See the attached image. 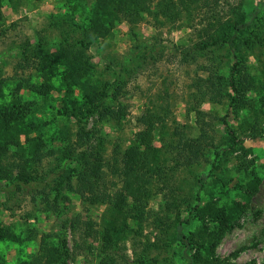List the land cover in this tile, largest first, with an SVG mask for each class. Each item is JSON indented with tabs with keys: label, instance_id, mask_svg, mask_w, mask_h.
<instances>
[{
	"label": "rangeland",
	"instance_id": "obj_1",
	"mask_svg": "<svg viewBox=\"0 0 264 264\" xmlns=\"http://www.w3.org/2000/svg\"><path fill=\"white\" fill-rule=\"evenodd\" d=\"M218 3L215 11L205 6L195 9L189 16L184 13L175 24L154 23L148 15L136 24L123 20L116 23L110 35L94 42L87 50L93 66V80H99L101 85L112 83L106 91L105 103L113 113H95L87 120L85 128L94 131L89 149L101 160L97 187L114 194L122 184L121 171L128 169L121 155L141 128L137 118L146 104L164 103L170 110L167 122L157 125L151 138L166 168L173 165L172 158L178 154L179 137L199 134L189 100L192 79L220 75L222 92H231L227 84L234 60L230 46L228 43L212 45L210 39L219 35L221 29L228 28L229 23L240 24L235 12L255 13L245 33L251 43L240 47L241 63L252 77L253 85L246 90L237 107L229 103L226 95L221 100L205 99L200 104L205 129L213 136V142L220 148L225 146L227 131L221 121L223 117L238 140L237 150L221 156L219 166L210 172L213 148L208 147L205 157L193 165L170 172L167 185H157L154 181L153 195L141 223L129 218L128 228L116 244H110L104 240V228L113 217L110 203L90 204L77 193L62 188L61 193L66 198L59 199L58 206L50 208L42 192L52 197L54 180L49 178L47 184L43 180L37 186V182L42 177L47 179L56 166L74 165V162L60 160L58 147L63 143L57 139L64 128L74 132L76 126L73 117L60 111L64 90L57 88L58 77L52 76V88L41 93V79L35 68L38 58L32 62L33 54L53 56L57 51L58 56L62 55L58 43L68 35L65 32L71 30L74 35L78 34L76 25L85 2H78L76 9L70 0L3 1L0 78L9 79V83L13 79L20 81L14 98L27 108V118L38 127L27 136L21 135L16 145L0 153V229L13 232V237L0 238V264H36L34 256L45 235L48 242L58 248L59 237L62 235L66 239L67 264H187L173 238L172 218L178 213L186 215L187 201L193 203L197 191L202 201L209 198L210 193H218L212 182L214 176L224 178L229 194L219 203L239 199L240 192L233 185L249 180L252 172L261 179L257 191L246 204L245 211L219 240L214 255L222 264H264V108L261 105L264 97V0H218ZM89 4L88 0L84 8ZM64 18H67L66 23ZM204 43L208 44L203 48ZM26 47H30V55L25 54ZM4 91L0 107L8 106L12 98L9 88ZM81 95L77 89L74 96L79 99ZM37 140L44 144L43 150H55L33 162ZM200 174L206 175L201 188L196 182ZM13 178L20 180L18 187L4 189ZM205 223L207 227L212 226L208 219ZM200 228L201 222L192 221L184 230L197 232Z\"/></svg>",
	"mask_w": 264,
	"mask_h": 264
},
{
	"label": "trees",
	"instance_id": "obj_2",
	"mask_svg": "<svg viewBox=\"0 0 264 264\" xmlns=\"http://www.w3.org/2000/svg\"><path fill=\"white\" fill-rule=\"evenodd\" d=\"M3 1L12 2L13 0H0V21ZM70 1H72L73 8L76 9L79 8L78 2H85V4L88 2V0ZM89 2L91 4L86 5V9L84 8L85 4L81 8L80 22L76 25L79 30L78 34L74 35L70 30L69 33L65 32L68 35L59 41L57 48L62 49V55L58 56L57 51L53 52V56L33 54L32 62L38 58L35 61V68L38 78L41 79H39L41 93L45 94L52 88V76L58 77L57 88L64 90L60 111L69 118L73 117L76 126L74 132L64 128L57 139L60 144L63 143L58 147V152L61 154L60 160L74 162V165L72 167L56 166L51 170L47 179L42 177V180L37 182V186L43 180L46 184L49 182V178L54 180L53 196L49 197L47 193L42 192L44 196L42 198L50 208L57 207L59 199L66 198L61 193L62 188L77 193L82 200L90 204L110 203L113 207V217L109 225L104 228V233H106L104 240L107 243L116 244L121 233L128 228L127 220L129 218L140 224L145 217L148 200L153 195L152 183L154 181L157 185H167L171 179L170 172L173 173L180 167L186 168L193 165L201 157H205L208 147L213 148V158L209 161L210 172L219 166L221 156H226L227 152L237 150L238 140L223 117L221 121L227 131V137L224 140L225 146L220 148L213 142V136L205 129L204 112L200 109V104L205 99L221 100L222 96L226 95L229 103L237 107L246 90L253 85L252 77L245 71L241 63L243 53L240 51V47L251 43L245 33L252 24L255 13L254 11L249 14H244L242 11L235 12V18L240 20V24L229 23L228 28L221 29L219 35L210 39L212 45L228 43L230 46L234 60L230 66L227 84L231 92H222V77L220 75L192 79L189 85V88L192 89L189 100L192 105L191 110L195 113L196 122L200 128L199 134L196 137H184L183 135L179 137L178 154L172 158L173 165L166 168L164 163L159 160V148L151 144V138L156 126L167 122L170 110L164 103L146 104L144 111L137 118L141 128L135 133L132 142L121 155L122 163L128 168L121 171V187L114 194H110L97 187V180L101 177V160L97 159L98 156L96 157L89 149L90 141L94 138L95 133L91 129H86L85 125L95 113H113V109L105 103L108 99L106 91L109 89V85L112 86V83L101 85L99 80H93V66L89 63L87 50L94 42L110 35L116 23L123 20L136 24L143 20L145 15H148L154 23L175 24L184 13L189 16L195 9L200 10L205 6L215 11L219 3L218 0H89ZM63 20L64 23L67 22V18ZM205 44L208 43H204L203 48L206 46ZM25 51V54L30 55V47L29 49L26 47ZM262 76L264 80V70ZM10 82L9 79L0 78V97L5 96V88H9L12 97L8 106L0 107V153L16 145L17 139L21 135L27 136L38 127L36 123L27 118L25 113L27 108L18 104L14 98L19 90L20 81L13 79ZM77 89L82 93L79 99L74 96ZM261 100L262 108H264V97ZM43 148L42 141L37 140L32 156L33 162L39 161L42 156L55 150L51 148L47 151ZM240 148L244 152H249V149ZM95 154L97 153L95 152ZM205 179L206 175L204 174L197 177L196 182L199 183V188L203 186ZM260 180V177L252 172V177L249 180L243 183L236 182L233 185V188L240 192L239 199L232 198L219 203L223 197L228 198L229 194L225 190L226 181L224 178L220 175L214 176L212 182L214 186H217L218 193L217 191L210 193V197L202 201L200 192L197 191L193 197V203L187 201L186 215L182 216L181 213H178L172 218L173 238L177 241L187 264H222L214 255V249L227 229L245 211L246 204L257 191ZM23 181L29 182L26 179ZM19 183L18 178L10 179L4 189L16 188ZM167 203L169 204L168 201ZM206 219L212 223L211 227L206 226ZM192 221L201 222L202 228L197 232H185V225L191 224ZM0 230L3 231H0V238L13 237V232L10 229ZM61 236L59 237V248L48 242L47 235L42 237L39 252L34 256L36 264H67V243L66 239Z\"/></svg>",
	"mask_w": 264,
	"mask_h": 264
}]
</instances>
